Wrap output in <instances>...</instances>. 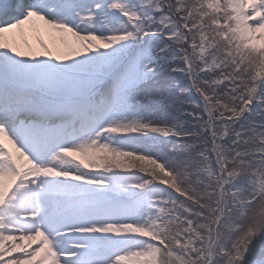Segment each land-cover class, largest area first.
<instances>
[{
    "label": "snow or ice",
    "instance_id": "6c2138e0",
    "mask_svg": "<svg viewBox=\"0 0 264 264\" xmlns=\"http://www.w3.org/2000/svg\"><path fill=\"white\" fill-rule=\"evenodd\" d=\"M0 264H264V0H0Z\"/></svg>",
    "mask_w": 264,
    "mask_h": 264
}]
</instances>
